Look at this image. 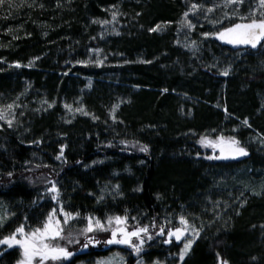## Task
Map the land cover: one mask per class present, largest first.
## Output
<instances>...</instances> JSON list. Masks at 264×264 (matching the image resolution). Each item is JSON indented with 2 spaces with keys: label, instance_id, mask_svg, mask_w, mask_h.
<instances>
[{
  "label": "trees",
  "instance_id": "16d2710c",
  "mask_svg": "<svg viewBox=\"0 0 264 264\" xmlns=\"http://www.w3.org/2000/svg\"><path fill=\"white\" fill-rule=\"evenodd\" d=\"M251 3L260 5V0ZM185 5L184 0H4L0 4V110L29 105L19 123L0 127V202L10 213L9 221L0 227V240L22 225L35 227L45 221L55 206L48 191L53 182L63 208L79 213L80 219L96 216L103 220L127 213L160 224L164 207L184 205L202 212V220L210 223L214 219L202 208L216 193L224 206L220 220L195 242L183 264H264V196L243 204L239 199L229 200L224 188L211 191L217 178L220 187L230 185L223 178L226 173L218 169L228 171L240 163L204 161L189 150L199 139L189 129L199 131L206 123L221 120L222 112L202 103L204 116L180 119L171 94L177 85L176 69L171 73L158 68V63L145 66L139 62L144 57L152 62L162 47L175 57L170 37L149 31L160 22L174 24ZM113 15L126 18L131 27L124 37L107 41L102 37L103 22ZM253 16L262 18L259 13ZM241 22L247 21L234 18L226 26ZM221 44L213 39L206 51L223 59L226 50ZM259 49H230L229 63L236 65L226 78L225 100L231 121L248 117L250 125L264 134V73L259 70L264 53L252 54ZM114 50L131 62L123 74L135 72L139 78L134 82L153 87L121 107V120L112 119L110 111L118 100L113 89L121 91L122 87L99 81L87 91L81 86L83 79L71 76L90 71L85 63L92 52ZM239 58L242 63L237 65L233 61ZM178 59L184 65L188 62L185 57ZM214 61L202 59L203 64L195 67L200 75L222 81L223 74L219 77L203 70L219 74L207 67ZM15 63L21 68L14 67ZM185 84L191 94L203 97L199 83L189 79ZM162 87L169 92L160 97ZM45 101L48 105L43 109L39 104ZM75 106L86 109L87 115L71 114ZM260 106L258 116L253 111ZM143 145L147 152L139 150ZM248 149L251 155L246 161L256 163L254 151ZM61 150L63 155L57 160ZM116 173H120L118 179ZM113 179L119 182V192L100 199ZM158 252L151 249L148 254ZM20 258L18 249L10 250L0 255V264H16Z\"/></svg>",
  "mask_w": 264,
  "mask_h": 264
},
{
  "label": "rangeland",
  "instance_id": "374dc122",
  "mask_svg": "<svg viewBox=\"0 0 264 264\" xmlns=\"http://www.w3.org/2000/svg\"><path fill=\"white\" fill-rule=\"evenodd\" d=\"M251 1L252 0H243V3L239 5V16H249V13H264V6L261 4L257 5L255 3L252 4ZM184 3L186 4L184 13L179 17L178 21H176L174 24L160 22L153 27L156 28L157 25H160L156 31H149V33L153 32L158 36L170 37L169 45L172 49H174L175 57H171L169 51L162 47L159 52L160 56L155 55L152 59V62L145 61V57L140 59L139 62L141 65L145 66H148L152 63H158V68L171 73L175 72L176 69L177 74H174L177 75V85H175L176 88L171 89V94L175 101V111L180 119L192 120L196 116H204L202 114V103L210 105L214 110H220L222 112L223 116L221 117V120L213 121L212 123H206L204 127L199 129V131L194 128L189 129L191 132L190 134L196 135L197 139L199 138L197 146L189 148V150H191L196 156L200 157L204 161L212 160L213 162L217 163H225L216 161L214 158H209L214 157L216 149L202 145L200 143L202 137H206L211 141H217L218 137L223 136L224 142L235 139L236 141H239L240 145L251 148L254 151L253 153L256 163L247 162L249 159L248 158L246 159L247 161L245 160L242 162H236L240 163V165H238V167L232 166L231 168H228V171L218 169L220 173H226L223 175V178L225 180L227 179L230 185L227 187H220L219 178H217L215 181V187L211 189V191L215 190L213 192H216V190L221 191L223 189L220 188H224V191H227L229 200H233L235 198L237 200L239 199V202L245 204L251 198L264 196V134L260 133V131L250 125L248 117L245 119H237L234 117L235 122L228 118L231 117V114L228 110V101L225 100V97H227L229 92V85L226 78L228 74L233 71V68L236 65H234V63H229V59H231V53L233 54V51H230V49L235 46L228 43L221 44V48L226 50L223 59L219 58L218 55H213L214 53L210 54V52H214L212 50L206 51V45L211 43V40L216 39L219 42H222V40L215 36V33L223 30V28L226 27V25L230 23L232 19H238L237 16L232 15L236 5L233 4L231 6L225 7V0H184ZM193 4L198 5L199 7L197 9H192L191 6ZM209 8L213 9V11H206V9ZM185 12L189 13L187 19L195 25L194 29H189L184 26L183 22L185 19ZM225 13H228L229 16H231V19H223V23H213V21L222 19ZM107 22L108 23H103L102 34V37L107 41L112 39H120L127 34V31H130L129 29L131 24H129V21H127L126 18L120 19L116 15H113L112 18L107 20ZM204 33H209V35L205 36L203 35ZM193 42H195V44H193ZM259 48L260 49L256 53L252 54L259 56L260 54L264 53V47L260 46ZM115 51L116 50L112 51L110 54H106L102 51L92 52L89 60L85 63V67L90 68V71L85 74L77 72L72 73L71 76L74 78L83 79L84 85L81 86L87 91L93 89L95 87V82L99 81L102 83H108L122 87L120 88L121 91H118V89H113V96L115 95L118 100L117 104L113 106L110 111V117L112 119L121 120L119 119L121 107L124 104L131 105L133 98L136 95L141 93L143 90L150 91L153 87L142 86L134 82L135 79L139 78L135 72L123 74V71L127 70V67H131V62L123 60L126 58L124 56H120ZM242 54H245V52L238 53V55ZM179 56L185 57V60L188 61H185L186 65H184L180 59H178L180 58ZM209 58L215 60L214 63L216 64L213 66H211L212 64H209L207 67L218 71L220 75H222L225 69L228 70V74L223 76L222 81H214L198 73V67H195V64L197 63L198 65H201L203 64L202 59L207 60ZM233 62L237 63V65L242 63L240 58ZM260 62L263 66H260L259 70L264 73V60L262 61L260 59ZM17 64L19 63H15L13 66L16 68H21V64H19V67L16 66ZM61 74L62 73L59 75ZM170 77L172 76L170 75ZM189 79L193 80L194 83H199L201 86H203V97L191 94L190 89L185 84ZM239 87L240 88H238V90H241V85ZM165 89H167V91H164ZM232 90L233 88L230 89V93ZM123 91H126L128 95L125 96L118 93H122ZM168 92L169 88L162 87L160 89V97L164 94H167ZM256 98H258V96ZM236 102H238V100ZM39 105L41 108L45 109L48 103L46 101L40 102ZM28 106L29 105L27 103L22 104L17 108L12 107L11 109L6 106L0 111H2L7 116L8 120H11L12 125L19 123L20 116L25 115L24 112ZM73 109L74 112L71 114L83 113L87 111L80 106H75ZM77 109H82L83 111H77ZM262 109L263 106H260L259 109H255L253 112L260 116ZM248 113L249 111H247L244 115H248ZM245 120L248 121L247 125L243 123ZM4 125H8L7 120H0V127ZM213 173H217V171ZM115 175L117 179L118 175L120 177V173H116ZM118 183V180L115 179L109 182L107 186L103 188L104 190H101L102 197L107 198L117 194L120 190ZM50 189L48 191H50ZM214 194V196L211 195L207 198L206 206L205 208H202V211H205V215L207 217H212V219H214L213 222H218L221 216L220 209L224 206H222V202H220L219 198L216 196V193ZM54 195L55 193L52 192L51 197ZM59 199L60 197L58 196V199H53V201L55 203L54 208L57 209L56 214L61 219L62 223L63 216L59 211L62 203ZM187 207L188 206L184 205H180L178 207L173 205L164 207L161 210V217L159 220L160 224L153 221L151 218H138L136 215L129 217V230H132L133 225L139 223L141 226L148 225L149 232L153 235V239L146 241V243L143 245L142 251L138 255L127 246L105 244L104 241L110 238L109 232L88 233L87 235L94 236L96 240L100 241V243L91 244L85 249L83 245L86 242V238L84 235L80 234L79 230L86 226L87 220L77 218L76 221H70L69 225L65 228V234L71 230L72 236L78 239L79 243L66 244V242L61 241V245L66 246L67 250L73 253V255L65 259L62 264H104V262L109 261H111L112 264H120L121 261L122 264H138V262L139 264H183L185 259L190 254L195 242L202 239L208 230L212 229L215 224L213 222L207 223L202 220V212L201 214L192 212ZM64 211L66 210L64 209ZM181 216H183L188 221L186 235L180 241H176L175 237H173L170 242L166 243L165 241L168 240L166 233L169 230H172L178 226L184 227L180 224ZM132 217H135L136 219L133 220ZM9 219L10 213L8 208H6V206L0 202V227L9 221ZM104 220L105 219L102 221ZM153 222H155L156 225L158 224L164 226L165 235H157L159 226L157 225V227L153 228ZM42 224L35 227H29L26 225L22 226L25 233H28L32 229L41 227ZM261 225L264 226L263 223H261ZM15 230L11 234H13ZM194 232L195 238L191 243V247L181 260V250L184 248L186 240L193 236ZM17 239H22V236L17 234ZM14 249H18L20 251L21 258L16 263L20 264V261L23 259V251L18 245L9 247L8 245L0 244V255ZM151 249H156L160 252H158V255L148 254ZM91 250L100 252L98 254H86V252ZM72 260L74 263H71ZM46 264H54V262L48 261Z\"/></svg>",
  "mask_w": 264,
  "mask_h": 264
},
{
  "label": "snow or ice",
  "instance_id": "6c2138e0",
  "mask_svg": "<svg viewBox=\"0 0 264 264\" xmlns=\"http://www.w3.org/2000/svg\"><path fill=\"white\" fill-rule=\"evenodd\" d=\"M4 0H0V4H2ZM243 3V0H225V7L231 6L233 4L236 5V8L233 10L232 15L237 16L241 23H235L231 26H226L223 30L215 33V36L232 45H247L252 48H256L258 44L264 47V44H261L264 41V13L261 14L260 19H256L252 13H249V16H239V5ZM260 4L264 6V0H260ZM192 9H197L199 6L193 4ZM206 11L211 12L213 9L209 8ZM189 13L185 12L184 14V26L189 29H194L195 25L191 23L187 19ZM223 19H231L228 13H225L223 18L217 21H213V23H223ZM96 22V21H94ZM103 23H108L104 21ZM160 25H157L156 28L150 29V31H156ZM203 35L208 36L209 33H204ZM195 44V42H193ZM17 67L20 65L17 64ZM223 75L228 74V70L225 69L222 73ZM164 91H167L165 89ZM51 106V105H50ZM13 106L8 105V108L11 109ZM67 107V106H66ZM77 111H83L82 109H77ZM87 115V113H83ZM0 120H7L9 126H11V120L7 119V116L0 111ZM245 125L248 124V121H243ZM122 143H124L122 141ZM200 143L204 146L212 147L216 149L220 148L221 154L224 153V137H218L217 141L208 140L206 137H202ZM136 145L133 144V147ZM231 152L233 158L236 156L247 155L246 150L243 147H239V141L232 139L230 142ZM139 150L141 152H147L148 147L146 145L140 146ZM63 155V151L61 150V155L56 157L57 160L61 159ZM211 158H220V157H209ZM118 188V186H117ZM55 195L52 199L57 200L59 196V189L56 188L55 183L53 182L52 188L50 189ZM103 199V197H100ZM60 213L63 216V222L61 223V219L57 216V209H52V211L48 214L46 220L43 222L41 227H37L32 229L30 232L25 233L23 226L17 228L13 234L8 237L0 240V244L8 245L12 247L13 245H18L20 249L23 251V259L20 261V264H46L48 261L54 262V264H62V262L71 257L73 255L72 252L67 250L66 246L61 245V241L66 242V244L79 243V240L72 236L71 230L65 234V228L69 225L70 221H76L80 216L79 213H69L64 211L63 206L61 205L59 209ZM128 215L127 213L124 216H108L102 221L98 217H86L87 224L83 229H80V234L84 235L86 238V242L83 247L86 249L91 244H98L100 241L96 240L94 236L87 235L88 233L94 232H109L110 238L104 241L107 245H124L134 251L137 255L142 251L143 245L147 240L153 239V235L149 232V226L143 225L141 226L139 223L133 225L132 230H129L128 226ZM135 220V217H132ZM180 224L184 227H175L172 230H169L166 235L168 240L165 242H170L173 237H175L176 241H180L185 235L187 231L188 221L181 216ZM152 227L155 228L157 225L153 222ZM17 234L22 236V239H17ZM157 235H165V228L163 225L159 226V231ZM195 238V232L193 236L189 237L185 244L184 248L181 250L180 259L182 260L184 255L188 252L191 247V243ZM104 264H112L111 261L104 262ZM122 264V261L120 262ZM139 264V262H138Z\"/></svg>",
  "mask_w": 264,
  "mask_h": 264
},
{
  "label": "water",
  "instance_id": "95a60500",
  "mask_svg": "<svg viewBox=\"0 0 264 264\" xmlns=\"http://www.w3.org/2000/svg\"><path fill=\"white\" fill-rule=\"evenodd\" d=\"M263 42L264 41H262L261 44H263ZM224 43H226V42H224ZM234 46H236L238 48H245V47L252 48L251 46H247V45H234ZM259 47H260V44H258V46L256 48H259ZM256 48H253V49H256ZM203 70L208 71L210 74H212L214 76H219V77L222 76L220 74L213 73L210 70H207L205 68ZM230 142L231 141L224 142V145H223L224 146V153H223V155L221 154L220 148L219 147L216 148V153H215L214 157H220V158H214L216 161L225 162V163H236V162L245 161L246 159H248L250 157V155H251L250 150L247 147H244V146L239 144V147H243L246 150L247 155L236 156L235 158H233L232 152H231V147H230Z\"/></svg>",
  "mask_w": 264,
  "mask_h": 264
},
{
  "label": "flooded vegetation",
  "instance_id": "af4514ba",
  "mask_svg": "<svg viewBox=\"0 0 264 264\" xmlns=\"http://www.w3.org/2000/svg\"><path fill=\"white\" fill-rule=\"evenodd\" d=\"M238 48V47H237Z\"/></svg>",
  "mask_w": 264,
  "mask_h": 264
}]
</instances>
